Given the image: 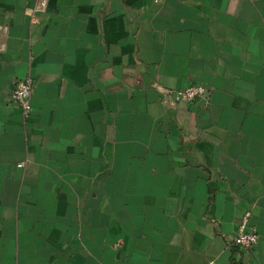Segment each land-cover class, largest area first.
Listing matches in <instances>:
<instances>
[{
	"label": "crops",
	"instance_id": "0c3cea01",
	"mask_svg": "<svg viewBox=\"0 0 264 264\" xmlns=\"http://www.w3.org/2000/svg\"><path fill=\"white\" fill-rule=\"evenodd\" d=\"M47 1L0 0V264H264V0Z\"/></svg>",
	"mask_w": 264,
	"mask_h": 264
},
{
	"label": "built area",
	"instance_id": "2783aa9c",
	"mask_svg": "<svg viewBox=\"0 0 264 264\" xmlns=\"http://www.w3.org/2000/svg\"><path fill=\"white\" fill-rule=\"evenodd\" d=\"M47 0H41V7H47ZM35 84L30 78L18 80L11 92L10 100L21 111L28 116L32 110V96ZM174 103L195 104L198 101H204L206 106L210 104V90L202 84H194L183 90L168 92ZM20 167L22 165H19ZM251 213L246 212L238 225L237 232L232 241V248L241 255L253 253L259 243V235L251 226Z\"/></svg>",
	"mask_w": 264,
	"mask_h": 264
}]
</instances>
